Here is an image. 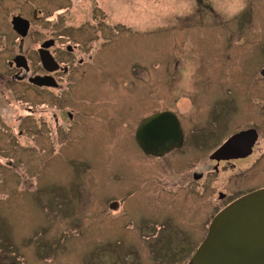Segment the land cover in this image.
I'll use <instances>...</instances> for the list:
<instances>
[{
    "label": "rangeland",
    "instance_id": "rangeland-1",
    "mask_svg": "<svg viewBox=\"0 0 264 264\" xmlns=\"http://www.w3.org/2000/svg\"><path fill=\"white\" fill-rule=\"evenodd\" d=\"M101 8L121 41L109 48L103 92L74 87L91 132L80 138L76 124L78 136L60 128L54 137L50 125L41 138L33 123L18 138L22 112H5L12 142L0 145V264H188L222 204L264 186V0H102ZM135 28L140 37L126 42ZM168 109L187 142L148 158L134 125ZM247 127L261 135L254 155L214 172L209 154Z\"/></svg>",
    "mask_w": 264,
    "mask_h": 264
},
{
    "label": "flooded vegetation",
    "instance_id": "flooded-vegetation-1",
    "mask_svg": "<svg viewBox=\"0 0 264 264\" xmlns=\"http://www.w3.org/2000/svg\"><path fill=\"white\" fill-rule=\"evenodd\" d=\"M48 1L55 2V8L47 5ZM101 5L102 0H0V145L9 147L12 142L6 132L7 125L10 128L11 120L5 115L7 111L11 114L12 110L22 112L17 115L18 138L26 135L25 131L32 130L33 123L38 124V135H42L41 138L48 132L50 125L54 137H58L60 128L61 133H67L70 137L76 133V124L80 127V138L84 139L82 136L91 132L89 123L92 120H87L91 116L84 112L87 106L74 99V87L87 82L103 85L109 73V48L116 46V39L121 41L118 31L107 28ZM78 7L83 12H73ZM133 37H140L138 29L132 31L126 42L132 40L135 43ZM136 60L139 66L138 58ZM262 69L259 74L264 81ZM139 73L138 69L134 74ZM95 90L98 95L103 92V88L98 85ZM103 95L105 94L102 93ZM62 106H71L72 109L62 112ZM90 107L96 106L93 103ZM159 113H168L173 117L174 121L168 119V129L172 127L170 122H173L179 133L176 135L178 140H175L174 147L164 155L156 157L142 150L136 135L148 118ZM241 132H249L251 135L221 149L230 138ZM134 133L135 143L142 154L156 160L181 151L187 142L180 116L169 109L154 112L138 120L134 125ZM260 139L257 127L237 130L223 139L208 156L213 163L214 172H218L222 164L232 171L236 170L237 164L254 155ZM46 143V140L41 141V146L51 144ZM0 158L3 159V156L0 155ZM11 162V159H7L4 165H10ZM2 163L1 161L0 164ZM192 177L200 180L202 175L193 173ZM260 189H264V186L240 194L222 204L221 210L238 198ZM225 198L224 193H218L221 202Z\"/></svg>",
    "mask_w": 264,
    "mask_h": 264
},
{
    "label": "water",
    "instance_id": "water-1",
    "mask_svg": "<svg viewBox=\"0 0 264 264\" xmlns=\"http://www.w3.org/2000/svg\"><path fill=\"white\" fill-rule=\"evenodd\" d=\"M261 75L264 77V67ZM168 119L174 121L168 113H159L139 128L136 136L146 154L160 157L176 144L179 131L173 122L168 129ZM250 135L241 132L221 149ZM188 264H264V189L246 194L221 210Z\"/></svg>",
    "mask_w": 264,
    "mask_h": 264
}]
</instances>
